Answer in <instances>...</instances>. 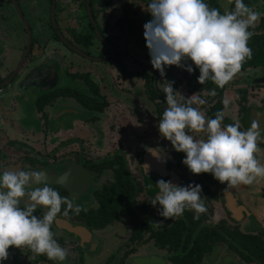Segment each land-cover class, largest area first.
Segmentation results:
<instances>
[{
  "label": "clouds",
  "instance_id": "obj_1",
  "mask_svg": "<svg viewBox=\"0 0 264 264\" xmlns=\"http://www.w3.org/2000/svg\"><path fill=\"white\" fill-rule=\"evenodd\" d=\"M146 11L151 19L144 25L143 35L152 68L163 77L165 67H182V62L191 61L199 69L197 82L203 85L210 80L218 88L229 83L251 59L248 41L254 33L249 29L262 15L243 0H234V8L223 14L205 0H151ZM185 70L191 74L193 67L186 66ZM161 86L167 107L158 122V132L177 153L185 154L182 164L191 174L210 173L229 187L264 179V163L256 157L262 151L258 141L264 128L256 122L247 130H241L239 121L223 125V111L208 119L192 106L194 102L204 105L206 100L197 94L185 98L174 90L173 82ZM208 95L215 96V89ZM224 105L227 108L228 102ZM189 131L203 133L205 138L195 139ZM157 149L146 151L163 162L162 150ZM156 187L158 192L151 203L160 206L159 214L165 219L179 217L185 210L193 211L198 218L207 211L199 184L180 186L161 179ZM64 205L65 217L70 211L75 215L86 211L48 185L44 173H0V261L8 259L10 247H27L48 260L64 261L68 250L58 244L52 231ZM37 208L44 209L41 216L34 215Z\"/></svg>",
  "mask_w": 264,
  "mask_h": 264
},
{
  "label": "rangeland",
  "instance_id": "obj_2",
  "mask_svg": "<svg viewBox=\"0 0 264 264\" xmlns=\"http://www.w3.org/2000/svg\"><path fill=\"white\" fill-rule=\"evenodd\" d=\"M20 6L25 16V19L29 23L31 30V36L33 40L39 42V34L36 30L37 20L46 17V6L47 4L43 0H19ZM109 3L108 9L103 13H98L96 20L98 26L102 30L103 34L109 40L110 46L113 48V59L110 61H89L79 57L77 54L68 51L62 43L54 40L51 44L46 45L45 49L41 52L36 48V44L32 46L30 53L31 59H34L33 65L38 66L41 63L53 67L54 72L68 70L69 73L73 71L88 72L90 71L93 77L96 79V83L99 86L100 93L106 99L108 107L105 110V115L102 120H105L103 124L97 123L87 128L82 122H77L84 119L90 114L84 111H78L80 108L77 104L70 101L57 100L55 104L47 106L45 111L48 117L51 119L47 124L50 128L48 134L43 133L42 126L40 131L37 129L33 132H23L22 124L26 125L25 120H34L36 116L33 110L32 98L37 93L35 88L28 86L23 91L20 90V94H23L25 99H21L20 103L15 107L12 105L10 98L8 97L9 91L4 92L0 95V145L6 138L25 140L35 153L49 152L53 153L54 158L60 156H69L74 158L75 154L80 150L84 157L94 160L99 159L106 154L111 152L113 149L119 148L125 155L127 165L131 174L138 179L140 169V158H143V165L146 163L149 168L147 170L154 172L165 165H170L168 156L165 157L163 154L171 146V143L164 139L158 132V122L160 119L155 118V114L151 109V106L138 96V82L136 79H125L124 74L138 70L141 66L150 65V56L146 47V41L144 39L143 31L144 25L146 24L144 18L148 14L147 7L142 2L136 0H107ZM230 0H220L221 7L226 10ZM33 2V3H32ZM80 0H63L62 8L64 12L60 14L63 19V24L67 28H72L75 31H80L85 27V19L82 15L83 10L79 8ZM259 3H264V0H259L256 4H252L251 7L258 11ZM123 6L125 9V18L122 19L121 24H117L123 17V13L118 7ZM7 11V9L5 10ZM85 13V12H84ZM262 15L263 13L260 12ZM57 26L61 28V23L58 17H56ZM20 24L11 15L5 25L1 24V31L7 35L10 40L9 46L10 51L6 52L7 57L2 62L3 68L10 69L11 66L16 62L20 45H24V36L20 32ZM17 29L19 30L17 33ZM62 32V31H61ZM67 36H69L67 34ZM38 37V38H37ZM143 40L145 41V47L142 45ZM41 42V41H40ZM142 42V43H141ZM8 46V44H6ZM57 52L54 56L51 51ZM37 52H39L37 54ZM89 56L96 57L97 53H106V49L98 41L93 40V46L88 49ZM44 54L43 60H38L39 55ZM39 56V57H38ZM64 57V59H63ZM112 59V60H111ZM39 62H37V61ZM56 62L55 65L51 62ZM165 71L169 73L173 79H184V68L176 66H167ZM66 77V76H65ZM64 77V78H65ZM57 86L60 84L72 85L67 79L61 77L58 78ZM264 80V69L253 70L246 76L242 74H236L235 77L225 85L223 93V103L227 101L230 106H233L232 101H236V94L234 89L239 87L236 84H244L251 82ZM61 82V83H60ZM75 82V81H74ZM55 87V86H54ZM51 87V88H54ZM51 88H49L51 90ZM48 89V90H49ZM53 92L59 91L58 88H54ZM130 90H133L132 92ZM251 90V89H250ZM19 92V91H18ZM180 94H187L185 98H190L193 95L189 94L187 87L182 83L178 88ZM249 95V94H248ZM251 97V94L249 95ZM249 98V97H248ZM195 106V102L192 106ZM228 105V112L230 108ZM25 110H28L30 114H25ZM35 123L29 122V127H35ZM75 124V125H74ZM27 125V126H28ZM74 129L71 131V128ZM67 129L68 133L60 134ZM102 128V131H101ZM21 131L23 133H21ZM106 131V132H104ZM101 132V133H100ZM94 134V135H93ZM193 135L195 139L203 138L202 133H188ZM101 136L105 137L101 143ZM26 137V138H25ZM94 137V141L97 144H93L90 138ZM67 139L65 147L59 150V143L62 140ZM142 139L144 141L142 142ZM90 140V141H89ZM162 141V143L158 142ZM260 141V140H259ZM81 144H80V143ZM165 147V148H163ZM147 148H158L157 151L162 150L161 159L163 160L162 165H156L151 163V159L155 158L151 155ZM62 150V151H61ZM140 150V153L137 152ZM164 150V151H163ZM12 151V150H7ZM13 152V151H12ZM183 159L185 154L182 155ZM4 170L20 171L17 164H7ZM2 171V172H3ZM1 172V173H2ZM241 192H247L250 197H254L257 208H251L250 204L245 201V198L241 196L243 209H239L240 212L251 210L253 215L257 218L254 219L255 224H247L248 230H254L264 226V203L261 198L264 196V179H259L258 182H254L251 185H238L235 186ZM87 195L83 196V202H87V207L91 206V199ZM86 200V201H84ZM80 203V202H77ZM23 206V205H21ZM160 208V206L158 205ZM257 210V211H256ZM43 210H41L42 212ZM159 213L156 212L155 216ZM243 214V212H242ZM151 216H154L153 214ZM238 215H236L237 217ZM242 222H246L245 220ZM252 222V220H251ZM59 224V220L54 222ZM57 230L58 227H56ZM125 229V230H124ZM127 229L122 226V223H118L114 226L105 228L104 231L97 234V239H92L95 242L94 249H88V252H83L82 260L78 249L74 245L65 244L61 246L68 250L67 258L60 262L57 261L55 264H118V259L125 248V238L127 236ZM57 237L56 234L54 236ZM94 238V237H93ZM86 249V248H85ZM94 250V251H93ZM15 254V255H14ZM14 255V256H12ZM113 255V256H112ZM12 256V257H10ZM79 257V258H78ZM10 260V261H8ZM228 259L224 258L223 262L227 264ZM3 264H43L36 254L28 252L27 247L15 248L10 247L8 249V259L0 261ZM235 263V262H234Z\"/></svg>",
  "mask_w": 264,
  "mask_h": 264
},
{
  "label": "flooded vegetation",
  "instance_id": "obj_3",
  "mask_svg": "<svg viewBox=\"0 0 264 264\" xmlns=\"http://www.w3.org/2000/svg\"><path fill=\"white\" fill-rule=\"evenodd\" d=\"M43 1L47 4L46 6L47 12H46V17L44 16V18L42 17L37 20L36 30L39 34L38 36L40 39H38L39 42H37L36 44V42L33 40L31 36V30L29 27V23L25 19V16L20 6V1L19 0H0V84L5 82V84L0 87V95H2L4 92L9 91L8 97L10 98L12 105L15 107L16 105L20 103L21 99L26 98V97H23L25 93L20 94V90L23 91L28 86L35 88L37 93L35 94L36 96L32 98L31 104L33 103V110H34L36 119L22 121L26 124V125L22 124L23 129H24L23 132L30 133V132L35 131L36 129L40 131V126H42L43 133L48 134L51 131H50V128L47 127L48 126L47 124L49 123V121H51V119L48 117V114L45 111L46 107L47 106L50 107L52 103L55 104V102L59 99L63 101H67V102L70 101V102L77 104L74 99H71L70 97L64 95L65 87L70 86V85L60 84L57 86V83H58L57 81H59L58 80L59 77L69 80V82L72 83V86L76 85L77 86L76 89L80 90L81 86L78 82V79L72 80L69 77V75L70 74H77V76L87 75L88 78L94 84H96L97 89H98V94L101 97H103L105 102H106V99L100 93V89H99L98 84L96 83V79L95 77H93L90 71L88 72L73 71L72 73H69L68 70L64 69V71H61V72L57 70L54 72L53 67L47 64L45 65L44 63H41L38 66H31L33 65V61H34V59H31L32 57L30 56L32 46L36 44V48H38L37 50L42 52L45 49L46 45L51 44L54 40H56L57 42L61 41L60 43H62L68 51L73 52L72 50L68 48V45H69V46H72L74 49L79 50L83 54L89 56L87 51L93 46V40H96L101 45L104 46V48L106 49V53L98 52L96 57H92V56L90 57L95 58V59H100V58L107 56L109 52H108L107 47L104 44H102L96 37L95 39L91 41V45L87 48V50L83 49L82 46L80 44H77L74 41V39H72L71 35L69 34V30L72 31L74 34H80L82 29L80 31H75L72 28H67L66 26H64L63 19L60 17V14L64 12V9L62 8L63 0H43ZM13 2L16 5L22 20L25 22V25L27 26L29 30L30 44H29V49L24 57H23V52L25 50V46L27 42V33H26L25 25L23 24L22 20L17 14L15 7L13 5ZM80 3L81 2L78 3L79 4L78 6L81 5ZM51 7H52V13H51ZM6 9L7 11H5ZM9 15L10 16L12 15L17 20L18 24H20L19 30L24 36V45L22 46L20 45L18 56L16 57L17 58L16 62L13 64V67L11 66V68L8 70L5 67L3 68L2 62L5 59V57H7L6 52H9L10 47L12 46H9L8 42L10 40L8 39L7 35H5L1 31V24L5 25L8 22ZM56 17H58V19L60 20L61 28L57 26V22L55 21ZM52 21L55 23V27L52 26ZM19 30L17 29L16 33ZM56 32H58L61 39L57 36ZM67 34L69 36H67ZM103 36L102 37L105 40V42L108 45H110L107 37L104 34ZM62 40H64L66 44H64ZM6 44H8V46H6ZM38 53L39 52H37V54ZM51 53L54 56H56L55 54L57 52H55L54 50V51H51ZM99 54H102V55L100 56ZM39 56H38L39 57L38 60H43V58L45 57L43 53ZM78 56L83 58L80 55ZM110 58L106 59L107 62L110 61ZM106 60H102V61H106ZM97 62H100V61H97ZM55 63H56L55 61L51 62V64H54V65ZM258 69H261V68L248 69L240 74H242L244 77L250 72H253V70H258ZM236 85L239 86L236 89H234L237 100L235 102L232 101L233 106H230L228 103L230 112H228V106L227 108H225V105L223 103V93L225 90V86L222 92V109L220 111L224 112L223 125H227L230 123H234L235 121H239L241 124V130H247L249 127H251L253 122H256L262 128H264V80L262 81L255 80L254 83L251 82L250 84L244 83V84H236ZM54 86L58 88V90L60 91L58 93V96L54 98L53 100L44 103L42 107L38 110L36 105H38L39 99L43 95L47 94L48 92L54 91L53 90L55 88ZM51 87H54V88H51ZM49 88H51V90ZM239 90L244 91L245 102H241L240 97H239V92H238ZM189 94L191 95L197 94L201 96L200 97L201 99L206 100V104L202 105V107L198 103H195V106L193 105V107L198 108L204 113H206L208 108L213 104L212 100H210L211 96H207L208 94L205 91H200L199 94L196 92H190ZM248 94L249 95L251 94V97ZM181 95H184V94H181ZM186 95L187 94H185L184 96ZM107 104L108 103L106 102V107L103 111V114L100 115L98 119H94V120L91 119L93 116H91L90 114V116L84 119H81L79 121H76L74 123L82 122V124H84L89 129L92 125L97 124L99 122L100 124H103L105 120H102V119L105 115V110L108 107ZM78 106L80 107V105ZM79 110L83 111L81 107L78 109V111ZM28 112H29L28 110H25V114H27ZM84 112L87 113L86 111ZM28 114H30V112ZM33 121L37 124H35V127H31V126L29 127L28 125L29 122H33ZM73 129L74 127L71 128L70 132H72ZM61 130L62 128H60L61 135L64 133H68L67 129L63 130L62 132ZM101 131H102V128H101ZM23 132L21 131V133ZM188 133H191V131H189ZM261 137L262 138L260 139V141H258V145L262 149V151L256 153V157L262 163H264V132L261 133ZM104 138L105 137L101 136V143L99 144H102ZM203 138H205L204 134H203ZM90 140L94 142L93 144H97V142L94 141V137L90 138ZM143 141L144 139H142V142ZM157 141L163 144L162 141H159V140ZM66 142H67V139L62 140L59 143V150L60 149L63 150ZM27 144L28 143L25 140H17V139H11V138L10 139L6 138L5 140H3L2 145H0V173L3 171V169L6 166H8L7 164H11V163H13L14 165L17 164L20 168V171L23 170L29 173L34 172V171H42V170L45 172H48V171L55 170V169H58L61 172L63 169L66 170V168H70V167L80 168L84 172V174L87 175L88 178L85 179V177L82 174L75 173L76 175L74 174V176L71 177L72 179L74 178L76 180L75 184L69 185L68 183L64 182V184H58V185L48 184V185L52 186L56 191H58L62 197H69L70 199L74 201L75 204H79L83 209H86V211H81L83 213L87 212L88 210L95 209L96 200L94 197V192L98 190L99 188H101L103 184H108L109 182H111V178H110L111 171H105V172L103 171L101 174H98L95 171L91 170L92 166L97 163H100V161L104 159H111L115 154L116 155L118 154L122 157V160L124 162L125 169L128 172L129 178L138 187V190L133 200V211L138 216V218L141 220V222H143L144 224H142L141 226L142 231L140 232L141 234L140 242L136 244H130V242L128 241V238L131 232V224L129 223L128 216L126 215L122 216V226L127 229L128 234L125 238V241H124L126 242L125 248L120 255V259H118V264H120V260H122L121 264H146V263L166 264V261H165L166 256H165L164 251L156 247L153 244V241L150 238H148V236L150 233L155 234L157 233L158 229L163 228V227H168L173 222L181 218H185L186 221H190V222L193 221V224L195 223V221H198V222L200 221V224L202 227L212 228V227L218 226L220 228L222 227L223 229L239 230L240 232H244L248 234H258V233L264 234V226L259 227L258 229L254 228V230L247 229L248 228L247 224L249 223L256 225L254 219L257 217L253 215L251 210H247L246 214H245V211H242L243 212L242 214V212H240L239 210V209L244 210L241 196L245 198V201H247L248 204H250V209L257 208V204L255 203L254 197L252 196L250 197L249 193L247 192L243 193L239 189H236L235 187H229L227 186L226 183L221 184L219 181L215 180L212 174L210 173H202L199 175L191 174L189 170L187 169V167L182 164V160H183L182 155H184V153H177L172 148V146H169L168 147L169 149L163 153L165 157L168 156L170 165H166V163L168 162L166 161L162 169L161 168L156 169L154 170V172H151L147 170L146 168L144 169V165H146V163L143 165L142 156L140 158L138 157V160H140V169H139V178L136 179L129 170L124 153L119 148L113 149L111 150V152H106V154H104V156L99 159L91 160V159H88L87 157H84L83 153L80 150L75 154L74 158H70L69 156H60L58 158H54L53 157L54 154L49 153V152L34 154ZM8 149L12 150L13 152L12 151L8 152L7 151ZM137 152L140 153V150H137ZM151 163H155L156 165H160V164L162 165V162L158 161L156 158H152ZM161 179L165 181H171L173 184L180 185V186H187L189 184L201 185L202 186L201 195H202V198H205L204 203L207 208V211L203 214H200L198 218H194L196 214L190 210H185L183 215L179 217L174 216L168 219H165L160 214L155 216L156 212L159 213L160 208L158 207V204L153 206L151 201L155 198L158 192V189L156 187V182ZM62 180L64 181L66 180V178L63 177ZM150 184L152 185L151 187H149ZM36 186L43 187V184H38ZM66 187H68L69 189L73 191L69 193ZM84 195L88 196L87 200H89V198L91 199L92 201L91 206L87 207L88 201L84 200L86 201L85 204L82 201ZM261 201L264 203V196L261 198ZM77 202H80V203H77ZM64 206L62 207L61 214L58 215L57 220L66 222L67 224L72 225L74 227L75 226L80 227L82 228V230H84V232H86V234L82 233L79 235L81 239L80 244H79L77 240L75 241L71 238H68L67 236L68 234L65 230L61 228H58L59 230H57L53 224L52 231L57 236L56 238L55 237L54 238L57 240V242L61 246L65 244L74 245V247L78 249L79 251L80 260H82L83 252H88L89 248L94 249L95 242L92 239H97V234L99 232L104 231L105 229L100 230V231L86 229L82 225V222L80 220L81 217L79 215H73V216L69 215L68 218H66L62 214L64 210ZM37 210L42 215L44 209L37 208ZM41 210L43 211L41 212ZM152 214L154 216H151ZM236 215L238 216L236 217ZM244 220L246 222H242ZM118 223L119 222L111 226H114ZM145 224L149 225L151 230L146 231ZM111 226H108V227H111ZM130 249H134V252L126 256V258H121L122 255L125 252H128ZM28 252H31V251L28 249ZM224 258L228 259L227 264H257V263H242V261L237 256V253L229 249L228 245L225 243L223 244L218 243L212 248L210 253H208L205 256V264H225L223 262ZM39 259L41 260V262H43V264L57 263V261L48 260L47 257L43 255L42 257H39ZM0 264H3V263H0Z\"/></svg>",
  "mask_w": 264,
  "mask_h": 264
},
{
  "label": "trees",
  "instance_id": "obj_4",
  "mask_svg": "<svg viewBox=\"0 0 264 264\" xmlns=\"http://www.w3.org/2000/svg\"><path fill=\"white\" fill-rule=\"evenodd\" d=\"M136 1L142 2L145 7L151 2V0ZM258 1L259 0H243V3L251 7L252 4H256ZM80 2L81 5L79 8L81 9L82 7L83 10L84 15L82 16L85 19V27L80 34H74L70 30L69 34L77 44H80L83 49L87 50L91 45V41L95 39V36L86 15L85 0H80ZM205 2L209 7L218 8L222 14L234 8V0L229 1L226 10L221 7L219 3L220 0H205ZM88 6L95 28L97 32L103 36L98 26L96 16L98 13L105 12L106 9H108L109 3L107 0H89ZM118 8L123 13V17L119 21H116V23L121 24L126 14L123 6ZM257 8L258 12L263 13L264 3H259ZM150 19V14H146L144 18L145 23ZM249 30L254 33L248 41V46L252 49V56L251 59H247L243 63L241 70L237 74L243 73L248 69H264V15H261L255 26ZM142 45H145L144 40ZM99 55L101 56L102 54ZM182 64H184L183 68L185 73L183 81L171 78L166 71L165 75L161 77L160 73L153 69L151 64L141 66L138 70L125 73L124 78L137 80L138 87L135 88L134 91L138 90V96L151 106L156 119L162 117L167 107L165 103V93L161 86L163 83L173 82L175 91H178V88H180L183 83L187 87L189 93L196 92L199 94L200 91H205L208 94L210 90L215 89L216 95L210 97L213 104L205 113L206 118H215V114L222 109V92L224 87L218 88L210 80L203 85L199 84L197 82L199 69L192 65L191 61L182 62ZM189 65L193 67V72L191 74L185 70V67ZM69 77L72 80L78 79L81 89L77 90L76 85L67 86L65 87L64 95L74 99L83 111L91 114V116H93L91 119H98L100 115L103 114L106 102L103 97L98 94L96 84H94L87 75L77 76V74H70ZM130 91L132 92L133 90ZM59 92L60 91H51L43 95L39 99L38 105H36L37 109L39 110L44 103L56 98ZM238 92L241 102H245L244 91L239 90ZM91 170L98 174H101L103 171H111V182L103 184L101 188L94 192L96 200L95 209L88 210L85 213H79L82 225L88 230L100 231L117 222L122 223V216L126 215L131 224V232L128 241L130 244L140 242L141 226L144 223L141 222L133 211V200L138 187L129 178L122 157L115 154L111 159H104L100 161V163L93 165ZM65 207L66 206H64V208ZM34 215L41 216L38 210H36ZM69 215L73 216L75 214L70 211L68 216ZM68 216L66 218H68ZM145 225L146 231L151 230L149 225ZM148 238L153 241L156 247L164 251L166 264H205V256L210 253L212 248L218 243L227 244L229 249L237 253L242 263L264 264V234L260 233L248 234L240 232L239 230L223 229L218 226L212 228L202 227L200 221H195L193 224V221L190 222L186 221L185 218H181L168 227L158 229L155 234L150 233ZM133 252L134 249H130L128 252H125L121 258H126V256ZM36 257H42V255H37ZM121 261L122 260H120V264Z\"/></svg>",
  "mask_w": 264,
  "mask_h": 264
},
{
  "label": "water",
  "instance_id": "obj_5",
  "mask_svg": "<svg viewBox=\"0 0 264 264\" xmlns=\"http://www.w3.org/2000/svg\"><path fill=\"white\" fill-rule=\"evenodd\" d=\"M88 1L89 0H85L84 5H85L86 15L88 17V20L90 22L91 27L93 28V33H94L95 37L102 44H104L107 47L109 53H108L107 56H105L103 58L95 59V58H92L90 56H87V55L83 54L79 50L74 49L72 46H69L68 45V48L70 50H72L73 52H75L77 55H80L83 58H85L87 60H90V61L106 60V59H108V58H110L112 56L113 48L110 45H108L105 42V40L103 39V37L97 32V30L95 28V25H94V21H93V19L91 17V14H90L89 6H88ZM13 5L15 7V10H16L17 14L19 15L20 19L22 20L20 14H19V11H18L16 5L14 4V2H13ZM51 13H52V7H51ZM22 22L25 25V22L23 20H22ZM52 26L55 27V23L53 21H52ZM25 29H26V33H27V42H26L25 50L23 52V57L26 55V53H27V51L29 49V44H30L29 30H28V28H27L26 25H25ZM56 34L60 38L58 32H56ZM62 41H63L64 44H66V42L64 40H62ZM4 84H5V82L1 83L0 84V87L2 85H4ZM34 172L44 173V177H45V180H46L47 184H57L58 185V184H64V182L65 183H68L69 185L75 184L76 183L75 182L76 180L74 178L73 179L71 178V177L74 176L75 173L82 174L85 177V179L88 178L87 175L84 174V172L80 168H76V167L75 168L74 167L66 168V170L63 169L61 172L58 169L51 170V171H48V172H45L43 170L42 171H34ZM65 174H66V176H65ZM63 177H65L66 180L63 181L62 180ZM68 179H69V181H68ZM66 188H67V190H68L69 193H71L73 191V190L69 189L68 187H66ZM59 222H61L60 225L56 223L55 224L56 225L55 227H58V228H61V229L65 230L67 233H69L72 236H79L82 233L83 234H86V232H84V230H82V228H80V227H77V226L74 227L72 225L67 224L66 222H63V221H59ZM135 263H136V261H135ZM146 264H148V263H146Z\"/></svg>",
  "mask_w": 264,
  "mask_h": 264
},
{
  "label": "crops",
  "instance_id": "obj_6",
  "mask_svg": "<svg viewBox=\"0 0 264 264\" xmlns=\"http://www.w3.org/2000/svg\"><path fill=\"white\" fill-rule=\"evenodd\" d=\"M68 235V238H71V239H73V240H77V242H79V244H80V236H72V235H70L69 233H67ZM82 242V241H81Z\"/></svg>",
  "mask_w": 264,
  "mask_h": 264
}]
</instances>
